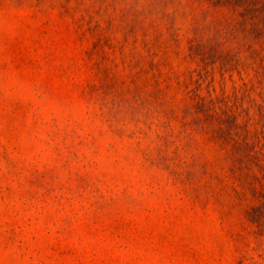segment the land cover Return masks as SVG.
Here are the masks:
<instances>
[{"label": "rangeland", "instance_id": "rangeland-1", "mask_svg": "<svg viewBox=\"0 0 264 264\" xmlns=\"http://www.w3.org/2000/svg\"><path fill=\"white\" fill-rule=\"evenodd\" d=\"M196 12L0 0V264H264L217 144L182 127L189 89L250 106L251 75L190 56Z\"/></svg>", "mask_w": 264, "mask_h": 264}, {"label": "trees", "instance_id": "trees-1", "mask_svg": "<svg viewBox=\"0 0 264 264\" xmlns=\"http://www.w3.org/2000/svg\"><path fill=\"white\" fill-rule=\"evenodd\" d=\"M203 17L214 16L208 38L197 34L199 12L193 17L188 50L204 67L217 66L222 74L236 71L251 75L243 92L247 108L242 117L236 105L206 99L196 89L186 93L190 104L183 115V130L205 133L218 146L223 161V178L235 200L245 201V215L264 234V0H189ZM214 11L215 14L211 13ZM211 21V19H210ZM243 57V58H242ZM150 67L155 63L150 61Z\"/></svg>", "mask_w": 264, "mask_h": 264}]
</instances>
